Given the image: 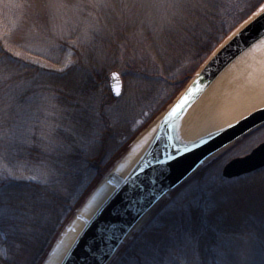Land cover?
Returning a JSON list of instances; mask_svg holds the SVG:
<instances>
[{
	"label": "rangeland",
	"instance_id": "374dc122",
	"mask_svg": "<svg viewBox=\"0 0 264 264\" xmlns=\"http://www.w3.org/2000/svg\"><path fill=\"white\" fill-rule=\"evenodd\" d=\"M109 2L111 0H0V33L14 32L10 45L13 56L18 57L15 63L33 65L40 73L31 78L23 75L16 82V88L1 97L4 107L0 111V134L4 132L5 140L0 156L5 154L10 158L6 164L0 163L3 176L42 184L56 183L65 193L82 192L92 183L97 171L86 169L79 175L76 169L80 163L85 165L86 158H98L106 152L102 169L107 167L156 114L162 110L159 116L164 114L180 93L183 85L164 86V78L175 73L179 65H194V68L206 57L201 54L191 63L189 57L171 61L179 56L168 54L159 58L147 52L143 45L148 38L156 34L155 41L162 42L165 37L159 30L164 27L146 25V20L155 16L166 21L163 7L156 3L157 0L139 5L142 12H135L136 21L127 20L134 29L128 34L127 47L121 46L116 53L111 51V45L103 40L105 29L119 24L107 18L105 9L109 4L111 7ZM118 6V17L122 19L127 8L122 4ZM78 11L85 13L79 16ZM93 11L99 13L100 23ZM98 26L100 31L94 38L91 31ZM139 41L143 42L139 45ZM131 42L135 44L133 47H130ZM76 48L82 49L84 58L81 61L74 53ZM138 49L139 53L133 54ZM132 59L137 63L132 69L131 66L123 71L109 68L114 63L126 64ZM114 71L121 77L122 89L113 102L106 104L104 90L111 87ZM21 93L24 94L22 104L17 101ZM243 103L244 100L230 106L222 103L221 107L216 104L211 110H222L220 114L224 115L231 111V116L238 109L244 111ZM250 113L238 115V120ZM4 114L10 121L6 126L1 121ZM22 131L28 137L36 136L28 141H32L31 144L36 141L34 145L44 153L39 162L16 159L9 149L6 150L11 143L17 144L22 139L20 136L25 135L20 134ZM2 138L3 135L0 142ZM263 141L264 125L209 157L201 170L185 180L191 179L189 182L173 195L171 193L169 202L153 214V208L147 211L128 237L141 231L143 239H151L161 247L168 239L166 264H264V166L247 176L228 178L223 175V168L230 159L249 153ZM77 152L81 154L80 160ZM69 176L78 182L74 180L73 184ZM164 199H168V195ZM198 208L202 214L196 218L193 212ZM188 223L190 228H180ZM202 223H209L221 231L211 251L212 257L207 251L198 250L200 242L191 233L194 225L199 229ZM180 229V234H176Z\"/></svg>",
	"mask_w": 264,
	"mask_h": 264
},
{
	"label": "trees",
	"instance_id": "16d2710c",
	"mask_svg": "<svg viewBox=\"0 0 264 264\" xmlns=\"http://www.w3.org/2000/svg\"><path fill=\"white\" fill-rule=\"evenodd\" d=\"M149 1L154 0H111V2H109L111 3V7L109 4L105 9L108 14L107 18L109 21L119 24L117 27L111 25L112 28L105 29L106 37L105 39L103 38V40H106V43L111 45V51H115L116 53V50L120 49L121 46L124 45L127 47L125 44L129 43L128 34L130 31L134 30L132 29V25H128L129 21L127 23V20L135 19L138 16H136V14L142 12L140 6ZM255 2L256 0H157L156 3L163 7L166 21H161L155 18V16L152 20L147 19L146 25H152L155 28H157V26L164 27L159 28V30L160 32H164L165 37L161 40L162 42H158L157 40L155 41L157 35L154 34L152 37L151 33L148 32L147 36L151 37L148 38V42H144L143 45L147 52H150L151 56L159 58L160 55L167 56L168 54L179 56V58L174 57L175 60L172 58L171 61H178L181 58L189 57L187 59L191 63L195 59H199L201 54L206 55L205 58H201L202 60L199 61L194 68V65H187L185 67L179 65L175 73L173 72L164 78V86L167 85L168 87L172 86L175 88L176 86L179 87L183 85L184 87V84L189 81L195 71H197L211 56L217 47L225 41L247 17L258 9H261L264 5V0H258L257 3ZM118 4H122L127 8L122 19L118 17V10L120 8ZM84 13L85 11H81L80 13L78 11L79 16ZM92 13L96 16L98 15L96 20L97 23H100L101 19L99 13H97V11H93ZM246 13L247 15L242 17L243 14ZM146 18L147 17H145V19ZM228 20L232 21V23L228 22ZM227 23L229 25H227ZM98 31H100L99 26L91 31L94 38L95 35L98 34ZM13 33L12 31L9 33L7 31L3 34L0 33V111L4 107L1 97L6 96L3 93L12 92L11 90L16 88V82L19 78L23 75L31 78L40 74L35 70L33 65L22 62L26 65L22 66L15 63L14 59L18 57L13 56L11 50L12 46L10 45L11 35H13ZM135 42L136 41H134V43ZM141 42L143 41H139V45ZM93 43L94 42H92V45ZM134 43L131 42L130 47H133V45H135ZM74 50L75 55L81 61V58H84V56H82V49L76 48ZM139 50L140 49L133 51V54L139 53ZM135 60L136 59L127 60L126 64L120 65L114 63L109 68L111 70L123 71L128 66H131L130 69H132L135 67V64H137ZM137 60L140 61V59ZM130 61H134V63L131 64L132 62ZM29 66L32 67V69H30ZM180 69L182 70L180 71ZM104 91H106L104 93L106 97L104 101L106 104L113 102L117 98L110 86ZM23 96V93L17 95V101L20 102L21 99L24 98ZM20 103L22 104L23 102ZM33 115L37 117V114ZM154 117L143 128H145ZM1 121L4 126L10 123L8 115L6 114L3 115ZM20 134H25L24 136L26 137L21 135L20 138L22 139H20L17 144L13 145L11 143L10 146L6 147V150L9 149L11 156L16 159L25 162H39L43 158L44 153L39 149L37 144L34 145L36 141H33L32 144V141H28L31 137H33V140L36 136L33 135L28 137L25 131H22ZM1 135H3V138L0 142V153L2 152L1 145L5 140L4 132L1 133L0 136ZM105 136L107 137L108 135ZM130 141L122 148L121 152L111 160L107 167L104 166V169H102V164L106 157V152L102 155L100 154L98 158H86L84 160L85 165L80 163L81 166L77 168L78 170L76 169V173L79 175L86 169L97 171V174H95L91 180L92 183L80 193L79 190L77 192L74 190V194L71 193L72 190L65 193L56 186V183H54L55 185L50 182L42 184L33 180L10 178L7 175L3 176L4 174L0 171V264H43L53 244L64 227L71 220L76 210L82 205L86 197L114 161L127 150ZM77 154L78 156L76 157L80 160V158H82L80 156L81 154L79 152H77ZM7 160H10L7 155L3 154L0 156V163L6 164ZM211 162L212 161H210V163ZM245 175L247 176L249 174ZM73 177H76V174L73 175ZM69 178L73 181V184L74 180L78 182L77 179H73L71 176H69ZM190 180L191 179L176 187L172 191V195ZM77 196L79 197L78 199ZM170 198L171 197L161 200L153 209L152 214L169 202ZM200 209L201 208L195 209L193 212L196 218H199L200 214H202ZM194 221L193 218L191 222L193 223ZM200 226L201 227L197 229L194 225L191 233L200 242V245L197 243L198 250L207 251L206 253H208V256L212 257L211 251L216 244V237H218L221 231L218 228H213L209 223H202ZM180 228L182 230L190 228V224L188 223L185 227ZM181 229L176 234H180ZM176 241L177 239H174V243H176ZM167 242L169 243L168 239L165 245L161 247V245L156 244L154 241H151V239H143L142 233L139 231L134 233L131 238H128L121 245L109 264H131L135 261L139 262V264H143L142 257L145 261L144 264H166V254L169 250ZM128 250L129 253H124ZM214 258L213 256L212 259Z\"/></svg>",
	"mask_w": 264,
	"mask_h": 264
},
{
	"label": "water",
	"instance_id": "95a60500",
	"mask_svg": "<svg viewBox=\"0 0 264 264\" xmlns=\"http://www.w3.org/2000/svg\"><path fill=\"white\" fill-rule=\"evenodd\" d=\"M262 38H264V12L260 9L256 15L245 21L219 45L191 78L187 86L170 104V107L166 108L163 114V134L166 132L168 124L180 117L232 61ZM111 87L114 94L118 96L122 89V81L117 72L111 74ZM184 96L188 98L187 103L183 105L176 115L170 116L172 108ZM158 117L159 115L154 121ZM262 124H264V106L175 157L161 159L158 157L156 150L148 151L145 156L147 158L151 157L97 215L75 244L64 264H108L147 211L155 208L175 187L191 177L195 171L199 170L209 160V157L219 152L222 148L233 144L237 139ZM148 127L141 133L147 130ZM139 135L103 174L102 178L86 197L60 234L44 264L47 263L56 245L66 235L79 216L88 199L114 170L119 161L127 155ZM263 166L264 142L245 156L235 157L230 160L223 168V175L231 178Z\"/></svg>",
	"mask_w": 264,
	"mask_h": 264
},
{
	"label": "bare ground",
	"instance_id": "6f19581e",
	"mask_svg": "<svg viewBox=\"0 0 264 264\" xmlns=\"http://www.w3.org/2000/svg\"><path fill=\"white\" fill-rule=\"evenodd\" d=\"M242 100L246 107L244 111L238 109L231 116V111L224 115L220 114L222 110H211L213 106L221 107L222 103L230 106ZM263 105L264 38L232 61L180 117L168 124L164 134V115H161L139 135L127 155L88 199L46 264H64L97 215L151 157L145 156L148 151L156 150L161 159L175 157ZM205 113L207 114L202 117ZM236 113L237 116L244 115L237 117Z\"/></svg>",
	"mask_w": 264,
	"mask_h": 264
},
{
	"label": "snow or ice",
	"instance_id": "6c2138e0",
	"mask_svg": "<svg viewBox=\"0 0 264 264\" xmlns=\"http://www.w3.org/2000/svg\"><path fill=\"white\" fill-rule=\"evenodd\" d=\"M261 11L264 12V6L261 7ZM187 100H188L187 96L182 97V98H181V101H180L179 103H177V104L172 108V110H171V112H170L169 115H170V116H172V115H176V113H177V112L183 107V105L187 103ZM109 182H111V181H109Z\"/></svg>",
	"mask_w": 264,
	"mask_h": 264
}]
</instances>
